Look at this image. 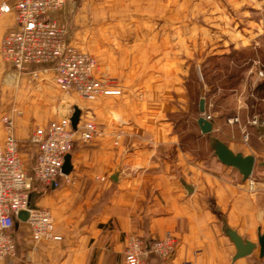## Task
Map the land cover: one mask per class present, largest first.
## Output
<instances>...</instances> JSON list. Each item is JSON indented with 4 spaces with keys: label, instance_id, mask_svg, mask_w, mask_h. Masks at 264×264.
<instances>
[{
    "label": "crops",
    "instance_id": "1",
    "mask_svg": "<svg viewBox=\"0 0 264 264\" xmlns=\"http://www.w3.org/2000/svg\"><path fill=\"white\" fill-rule=\"evenodd\" d=\"M243 1L67 0L55 16L67 22L73 46L93 49L106 32L98 34L97 24H106L109 49L100 64L114 79L112 86L121 89L88 103L64 93L52 65L20 71L3 58V38L17 27L18 0H0V144L5 139L2 118L17 110L15 135L30 165L33 131L47 132L52 122L70 117L75 105L82 110L79 124L86 112L99 123L109 119L104 136L76 141L69 182L55 188L34 183L31 202L52 212L63 238L37 242L29 224L19 221L17 254L0 264H125L128 234L149 246L168 231L178 238L175 253L168 260L151 256L150 264H264L258 244L259 231H264V158L253 144L241 141V131L222 128L220 138L230 148L256 157L251 190L238 169L211 156L209 139L198 124L185 137L186 129L177 123L183 98H159L155 91L166 81V67V77L178 68V38H195V30L180 24L198 17L182 8L240 6ZM119 131L124 135L115 145ZM250 133L251 140L261 138ZM182 180L194 186L192 193ZM223 219L257 243L250 255L234 259L237 248L223 231Z\"/></svg>",
    "mask_w": 264,
    "mask_h": 264
},
{
    "label": "built area",
    "instance_id": "2",
    "mask_svg": "<svg viewBox=\"0 0 264 264\" xmlns=\"http://www.w3.org/2000/svg\"><path fill=\"white\" fill-rule=\"evenodd\" d=\"M66 0H18L16 4L17 27L8 31L2 41L1 54L13 67L20 71L33 64H49L55 68V79L66 92H77L83 98L95 100L101 95L120 94V88L113 87L109 80L101 81L95 76L98 70L97 58L80 50L68 41L69 26L54 13L59 11ZM2 118L5 139L0 144V260L16 256L18 243L15 225L21 211H28L31 233L37 242L58 241L63 237L56 232V222L47 208L32 207L31 191L35 182L47 187H59L63 180L70 178L63 172L67 153H71L77 140L91 141L104 134L103 127L92 120H85L77 130L68 118L53 122L47 132L36 128L30 138L38 145L34 168L29 171L23 158L20 141L15 135V114ZM211 120L212 116L203 112ZM238 117L231 121H238ZM256 122V121H255ZM123 131L116 134L119 143ZM245 139L248 134L245 133ZM249 188L255 189L256 180L251 175ZM177 236L171 231L150 242L128 234L124 251L125 264H150L151 256L168 260L176 251ZM185 264H191L185 262Z\"/></svg>",
    "mask_w": 264,
    "mask_h": 264
},
{
    "label": "rangeland",
    "instance_id": "3",
    "mask_svg": "<svg viewBox=\"0 0 264 264\" xmlns=\"http://www.w3.org/2000/svg\"><path fill=\"white\" fill-rule=\"evenodd\" d=\"M193 1L201 2V0ZM182 9L187 14L198 17L195 22L180 24L195 30V38H178V68L171 71L170 77H166L164 75L170 74L168 67L164 66L167 68L163 75L166 81L162 80V84L155 88L158 97L183 98V101L178 103L181 111L178 113L177 123L179 127L186 129L185 137H189L190 129L198 126L196 125L198 124L197 119L203 115L199 108L200 100L206 98L207 105L204 112L210 114L211 121L215 123L216 128L213 129V134L218 137L223 136L222 128L235 129V132L239 130L241 141L247 146L253 144L255 152L264 158V133L261 134L258 129L259 126L264 125V0H245L240 6L227 4L225 7L216 5L203 8L189 5ZM205 18L210 19L205 20ZM105 25L97 24L98 34L104 35L106 32L105 37L98 39L99 42L92 43L93 49L76 45L75 47L97 58L98 70L95 76L98 79L109 80L115 84L114 79L109 76V71L103 69L100 64V58L107 56L109 49V36ZM203 33L206 34L204 37L209 36L210 38H204ZM173 38L175 39L174 36ZM63 91L67 95L83 98L77 92ZM104 97L105 95H101L95 100L84 99L89 103ZM84 114L82 123L85 120L96 122L103 127L102 136H104L109 119L99 123L93 115L88 112ZM235 117L239 120L231 121ZM65 118L70 120L69 116ZM250 132L260 133L261 138L254 137L251 140ZM245 133L248 134L247 140ZM21 147L22 144H20V149ZM244 150L252 151L248 148ZM38 151V145L32 146L30 151L33 158L32 165L28 162L29 159L23 156L26 167L31 172ZM210 154L212 156V149H210Z\"/></svg>",
    "mask_w": 264,
    "mask_h": 264
},
{
    "label": "water",
    "instance_id": "4",
    "mask_svg": "<svg viewBox=\"0 0 264 264\" xmlns=\"http://www.w3.org/2000/svg\"><path fill=\"white\" fill-rule=\"evenodd\" d=\"M205 98L200 100V111H205ZM82 110L78 105L74 106V110L70 116L71 126L74 130H77L80 119H81ZM197 123L202 131L206 134L209 139L210 147L213 151V154L227 166H231L239 170L242 174L243 179L247 180L254 171L256 164V157L253 154H243L242 152L234 151L230 146L224 142L220 137L213 134L214 124L211 120L207 119L205 116L201 115L197 119ZM260 133H264V125L258 127ZM72 154L67 153L65 156V162L63 165V172L69 174L72 170ZM118 169L116 170L113 179H117ZM183 186L188 190L189 193H192L194 186L187 183L185 180H182ZM31 206L34 207L35 204L30 202ZM29 217L28 211H21L18 215V220L16 221V226L19 224V221H27ZM223 231L224 233L235 243L237 252L234 256V259L250 255L253 250L257 247V243L249 240L248 238L242 237L235 229L231 228L227 221L223 219ZM258 244L260 246L261 255H264V231H259L258 235Z\"/></svg>",
    "mask_w": 264,
    "mask_h": 264
},
{
    "label": "trees",
    "instance_id": "5",
    "mask_svg": "<svg viewBox=\"0 0 264 264\" xmlns=\"http://www.w3.org/2000/svg\"><path fill=\"white\" fill-rule=\"evenodd\" d=\"M15 232V231H14ZM152 256H154V255H152Z\"/></svg>",
    "mask_w": 264,
    "mask_h": 264
}]
</instances>
